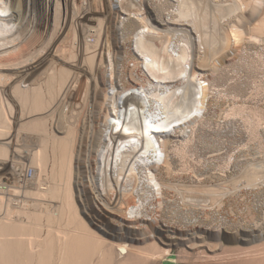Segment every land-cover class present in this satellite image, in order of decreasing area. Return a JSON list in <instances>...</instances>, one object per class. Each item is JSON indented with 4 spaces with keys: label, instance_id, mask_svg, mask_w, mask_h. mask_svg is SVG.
<instances>
[{
    "label": "bare ground",
    "instance_id": "6f19581e",
    "mask_svg": "<svg viewBox=\"0 0 264 264\" xmlns=\"http://www.w3.org/2000/svg\"><path fill=\"white\" fill-rule=\"evenodd\" d=\"M262 61L264 0H0V264L262 241Z\"/></svg>",
    "mask_w": 264,
    "mask_h": 264
},
{
    "label": "rangeland",
    "instance_id": "374dc122",
    "mask_svg": "<svg viewBox=\"0 0 264 264\" xmlns=\"http://www.w3.org/2000/svg\"><path fill=\"white\" fill-rule=\"evenodd\" d=\"M263 64H264V62L262 61V66L263 67L261 66L262 69H260V71L256 75L255 83L254 82H250L248 84V88H247L248 92H247V94H246V96L244 98V100H246L245 105H247V106H249V108H251V110L248 109V111H250L251 117H252L253 121H255V122L259 121V116L255 112V106L258 103L259 104H263V102H264V94H263L264 93V91H263L264 90V65ZM230 72H231L230 73L231 74L230 81H232V80L236 79L237 75L235 74V70L230 71ZM239 74H241V72ZM250 84H251V86H250ZM255 84L257 86H259V87H261V86L263 87L262 91L259 92V94L256 93V91H254V89H255L254 87L256 86ZM250 91L251 92L253 91V92L251 93ZM249 93H251V94L249 95ZM62 107H63V109H62ZM60 108H61V111L63 110L62 115L64 114V116L67 114L66 111H69V109H67L69 107H66V104L61 105ZM60 108L58 110V114L60 113ZM209 109L211 110V112L209 111ZM216 109L217 108H215V107H214V109L213 108L211 109L210 106H209L208 109L207 108L205 109V111L204 110L200 111L201 113H203V112L206 113V114L208 113V115H205L203 113V116H199V120L201 122H203V126L205 128H207V130L214 129V130H217V131H223L221 133H224V132L227 131L226 133L229 132V134H227L229 136L233 135V133H235L234 135H236L237 134L236 126L238 125V123L237 124H234V123L231 124V122H234L233 120H235L234 119L235 117L231 116V117L227 118L223 112L219 111L218 109L216 110ZM212 110L213 111L215 110L216 112L217 111L218 112L215 114V111L213 112ZM206 111H208V112H206ZM209 113H211V114H209ZM212 113H214L215 115L212 114ZM58 114H56V115L58 116ZM66 117H68V114H67ZM200 117H203V118L201 119ZM237 117H236V119H237ZM228 120L231 121V122H229ZM218 121H220V122H218ZM238 122H239V124H241L240 123L241 120H239ZM205 123H207V125L208 124L209 125L207 126ZM211 123H212V125H211ZM230 128H231V130H229ZM234 137H236V136H234ZM239 140L240 139L238 138L237 141H239ZM262 140L264 141V138ZM91 142H90L91 146H94V144H95L94 139H92ZM254 142H255L254 140L250 141V144L254 143ZM202 146L203 147H200L199 150H201L203 153L205 152L206 155H210L211 153L212 154L213 153L216 154V153H219L221 151L223 152L226 149V146L225 147L222 146L223 148L221 150H219V151H211L212 147H207L205 145H202ZM262 149H263L262 151L264 152V143H263V148ZM88 150H89V148L86 147V152H85L86 157H89L88 156ZM171 151H172V148H170V152ZM91 153L94 154L93 152H91ZM184 160L189 161L190 159L186 158ZM82 170H84V169H82ZM82 174L84 175V173H82ZM160 186H161V189L159 188V190H162V187H163V189L165 187V186H162V185H160ZM19 198H21V197H19ZM225 210L227 211L228 208L225 207ZM226 211L224 213H226V215H227L228 212H226ZM231 212H233V211H231ZM235 212L237 213L236 209L234 210V214L237 217L234 216L233 213L231 215L228 213L230 216L229 215H227V216L231 217L233 219H235V218L237 219L240 216V213L236 214ZM243 216H245V215H241V217H243ZM174 219H175V221H174ZM176 220H179V219L176 218V217H173V218L170 219L171 223L174 221L175 223L177 222V224H180L179 223L180 221L178 222ZM174 222H173V224H174ZM235 244H237V245L234 246ZM226 245H227L228 248L226 247ZM229 246H230V248H232V250L229 249ZM231 246H233V247H231ZM234 247H236V248H234ZM238 248H239V250H238ZM170 249H171L170 253L172 254V256H170V257H172L174 259L177 258L176 259L177 263H174V264H264V239L262 241H259V242L258 241H254V242L250 241V242H248V240H244V241H240V242H237V243H234V244L229 243V244H225L224 248L223 247L220 248L218 246V248H216L214 251L211 250V249L209 250V249H207V248H205L203 246L198 247L197 249H190L187 245H179V244L175 245V246L173 245ZM213 253H214V255H213ZM143 264H173V263L165 262L163 260L162 261L161 260H157V261L150 260V261L144 262Z\"/></svg>",
    "mask_w": 264,
    "mask_h": 264
},
{
    "label": "built area",
    "instance_id": "2783aa9c",
    "mask_svg": "<svg viewBox=\"0 0 264 264\" xmlns=\"http://www.w3.org/2000/svg\"><path fill=\"white\" fill-rule=\"evenodd\" d=\"M31 172H29V174H30Z\"/></svg>",
    "mask_w": 264,
    "mask_h": 264
}]
</instances>
